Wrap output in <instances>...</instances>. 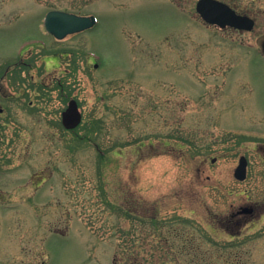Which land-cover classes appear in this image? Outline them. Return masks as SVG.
<instances>
[{"label":"rangeland","instance_id":"1","mask_svg":"<svg viewBox=\"0 0 264 264\" xmlns=\"http://www.w3.org/2000/svg\"><path fill=\"white\" fill-rule=\"evenodd\" d=\"M197 1L0 0V264H264V0H222L252 30Z\"/></svg>","mask_w":264,"mask_h":264},{"label":"water","instance_id":"2","mask_svg":"<svg viewBox=\"0 0 264 264\" xmlns=\"http://www.w3.org/2000/svg\"><path fill=\"white\" fill-rule=\"evenodd\" d=\"M197 11L201 17L210 24H215L221 28L228 26L239 29H253L255 20L248 15L238 13L229 4L221 0H199L197 2ZM96 23V17L83 16L75 13H69L61 10H52L47 13L45 26L47 30L58 38L78 32ZM260 51L264 55V34L257 39ZM82 120V114L79 110L78 103L72 99L68 107L62 113V122L67 128L76 127ZM248 161L245 156L240 158L239 165L235 170L236 178L243 180L247 176Z\"/></svg>","mask_w":264,"mask_h":264},{"label":"flooded vegetation","instance_id":"3","mask_svg":"<svg viewBox=\"0 0 264 264\" xmlns=\"http://www.w3.org/2000/svg\"><path fill=\"white\" fill-rule=\"evenodd\" d=\"M0 102H1V99H0ZM0 113H3V111H0ZM72 130H74V129H72ZM1 140H2V136H0V141ZM4 194L5 193L1 190V187H0V203L2 202L1 200H3V198H4V196H3ZM248 212L251 213V214H254L256 212V208L254 206H242V208L238 210V215L242 214V213H248ZM240 222H242V220H240ZM15 263H13V264H15ZM24 264H34V263L33 262L31 263V262L28 261V262H26ZM38 264H44V262L41 261L40 263L38 262Z\"/></svg>","mask_w":264,"mask_h":264},{"label":"trees","instance_id":"4","mask_svg":"<svg viewBox=\"0 0 264 264\" xmlns=\"http://www.w3.org/2000/svg\"><path fill=\"white\" fill-rule=\"evenodd\" d=\"M234 6V5H233ZM222 257V258H221ZM224 257H226V256H224ZM224 257L222 256V254H220L219 256H215V259H214V256L212 255L211 256V258L213 259H211L210 261H212V262H214V261H219V259L221 258V259H224ZM195 259L196 260H202V257L199 255V256H197V257H195ZM204 261H206V260H204ZM223 261V260H222ZM234 261H236V262H234V264H238V263H241V262H238L239 260H238V258L237 259H235ZM242 264V263H241Z\"/></svg>","mask_w":264,"mask_h":264}]
</instances>
